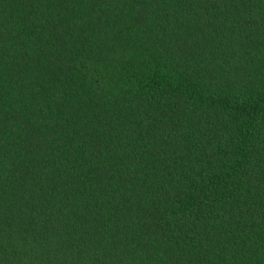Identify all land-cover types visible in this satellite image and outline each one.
I'll use <instances>...</instances> for the list:
<instances>
[{
  "label": "trees",
  "instance_id": "1",
  "mask_svg": "<svg viewBox=\"0 0 264 264\" xmlns=\"http://www.w3.org/2000/svg\"><path fill=\"white\" fill-rule=\"evenodd\" d=\"M0 264H264V0H0Z\"/></svg>",
  "mask_w": 264,
  "mask_h": 264
}]
</instances>
